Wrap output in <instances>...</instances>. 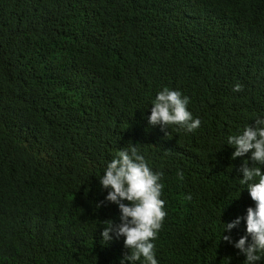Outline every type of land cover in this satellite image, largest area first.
<instances>
[{
  "label": "trees",
  "instance_id": "1",
  "mask_svg": "<svg viewBox=\"0 0 264 264\" xmlns=\"http://www.w3.org/2000/svg\"><path fill=\"white\" fill-rule=\"evenodd\" d=\"M164 87L191 98L196 132L149 125ZM256 117L264 0H0V264L130 254L102 242L120 212L99 179L130 143L163 173L159 264H244L246 221L232 242L223 223L255 203L226 143Z\"/></svg>",
  "mask_w": 264,
  "mask_h": 264
},
{
  "label": "clouds",
  "instance_id": "2",
  "mask_svg": "<svg viewBox=\"0 0 264 264\" xmlns=\"http://www.w3.org/2000/svg\"><path fill=\"white\" fill-rule=\"evenodd\" d=\"M232 91L241 92L243 86L237 83ZM190 104L191 98L182 91L164 87L152 102L148 123L151 126L159 125L162 129L175 126L178 132L194 133L200 128L201 120L193 116L189 110ZM226 144L235 149L232 160L245 158L239 169L243 176L240 184L246 186L244 189L249 192L255 206L247 208L245 217L223 223L222 240L232 242L231 237L225 233H230L245 220L247 235L235 242L234 246L246 256L244 264H262L264 117H256L254 124H248L241 132L228 136ZM162 178L163 173L155 171L138 145L131 143L107 163L103 176L99 178L102 188L107 191L106 200L118 205L120 212L119 223L113 220L103 222L102 242L108 245L114 239L123 238L124 246L130 252L120 259L119 264H159L155 241L168 215L166 201L162 198ZM100 206L102 204L97 205Z\"/></svg>",
  "mask_w": 264,
  "mask_h": 264
}]
</instances>
